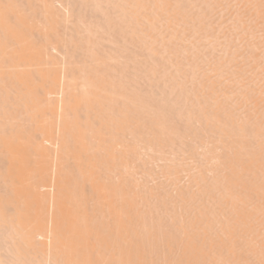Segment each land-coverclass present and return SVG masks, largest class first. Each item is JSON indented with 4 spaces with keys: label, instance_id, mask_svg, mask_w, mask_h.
<instances>
[{
    "label": "bare ground",
    "instance_id": "6f19581e",
    "mask_svg": "<svg viewBox=\"0 0 264 264\" xmlns=\"http://www.w3.org/2000/svg\"><path fill=\"white\" fill-rule=\"evenodd\" d=\"M206 1L0 0V264H264V0Z\"/></svg>",
    "mask_w": 264,
    "mask_h": 264
},
{
    "label": "rangeland",
    "instance_id": "374dc122",
    "mask_svg": "<svg viewBox=\"0 0 264 264\" xmlns=\"http://www.w3.org/2000/svg\"><path fill=\"white\" fill-rule=\"evenodd\" d=\"M90 1H91V0H90ZM186 1H188V0H186ZM194 1L196 2V5H197V4L199 5V3H200L201 1L203 2V0H201V1L199 0V1H198L199 3H197L196 0H189V2H191V3H194ZM204 1H205V3L207 2L206 0H204ZM208 1H209V0H208ZM210 1H211V0H210ZM210 1H209V3H211L212 1L215 2L216 0H212L211 2H210ZM218 1H219V0H218ZM222 1H223V0H222ZM222 1H219V2H222ZM230 1H231V0H229V3H232V2H233V1H232V2H230ZM202 2H201V4H202ZM214 2H213V3H214ZM234 2H236V1H234ZM234 2H233V3H234ZM205 3H203V4H205ZM222 3H223V7H224V6H225V2H222ZM226 3H227V2H226ZM229 3H227V4H229ZM194 4H195V3H194ZM215 4H216V2H215ZM215 4L213 5V6H215V7H214L215 9L212 10L213 12L218 10V9L216 10V5H215ZM235 4H236V3H235ZM207 5H208V4H207ZM209 5H210V6L208 7V9L212 7L211 4H209ZM220 5L222 6V4H220ZM220 5H219L218 2H217V8H218V6L220 7ZM230 5H231V4H230ZM233 5H234V4H233ZM233 5H232V7H233ZM200 6H201V5H200ZM205 6H206V5H205ZM226 6H228V5H226ZM237 6L240 7V5H237ZM194 7H196V6L194 5ZM201 7H202V6H201ZM234 7H236V6H234ZM199 8H200V7L197 6L196 9H197L198 11H197L196 9H194V10H195V12L197 11V12H196V17L201 18L199 14H198L199 16H197V13H198L199 11H201V9L199 10ZM206 8H207V6H206ZM221 8H222V7H221ZM221 8H220V9H221ZM225 8H226V7H224V9H225ZM227 8H228V7H227ZM236 8H238V7H236ZM236 8H235V10H236ZM240 8H241V7H240ZM203 9H205L204 6H203ZM203 9H202V11H204ZM211 9H213V8H211ZM220 9H219L218 11H220ZM229 9L231 10V8H229ZM229 9H228V10H229ZM238 9H239V8H238ZM238 9H237V11H238L239 13H241ZM194 10H192V11H194ZM226 10H227V9H226ZM226 10H225V14H226V12H227L228 14L225 15V14H224V10L221 9V11H220L218 14H217V13H214V15H216V16H213V12L211 11V12H212L211 14H212L213 18H214V17H218V19L220 18V20H219V21H220L219 25L222 26L223 28H225L223 24L227 25V22L229 21V18H226V20L228 19L226 23H224L225 20L222 21V19H224L227 15L232 17L233 15H230V13H231V14H234V12H235V11H233L234 9L231 10V11H233V13L230 12V10H229V11H228V10L226 11ZM241 10H242V9H241ZM202 11H201V13H202ZM208 11H209V10H208ZM218 11H217V12H218ZM237 11H236V12H237ZM190 12H191V10H190ZM205 12H207L206 9H205V11H204L203 13H205ZM209 12H210V11H209ZM209 12H208V13H205V14H209V15H210ZM221 12H222V13H221ZM236 12H235V14H236ZM238 12H237V13H238ZM242 12H243V15L246 16V14H245L246 12L244 13V10H242ZM191 13H192V12H191ZM191 13H190V14H191ZM203 13H202V14H203ZM239 13H238V14H239ZM194 14H195V13H194ZM202 14H201V16H203V17H204V20H205V16H206V15L204 14V15H205V16H204V15H202ZM223 14L225 15L224 18H223V16H224ZM238 14H237V17H239V16L241 15V14H239V15H238ZM192 16H193V15H192ZM228 16H227V17H228ZM196 17H194V19H195ZM203 17H202V18H203ZM210 17H211V16H210ZM221 17H222V19H221ZM237 17H236V18H235V17H234V18L232 17L231 20H230L229 22H232V23H233L232 19H236V20H237ZM240 17H242V15H241ZM202 18H201V20H202ZM207 18H209V17L207 16ZM213 18L211 17V19L213 20L212 25H211L212 29H213V27L215 26V25L213 26V23L215 24V21H214L215 18H214V19H213ZM191 19H193V18L191 17ZM194 19H193V20H194ZM238 19H240V18H238ZM244 19H245V18H244ZM244 19H243V17H242V21H244ZM246 19H247V18H246ZM246 19H245V20H246ZM204 20H203V21H204ZM206 20H207V19H206ZM212 20H210V21H212ZM203 21H202V26H204V25H207V26H208V23H209L210 21L207 20V21H208L207 24H206V23L203 24ZM237 21H238V20H237ZM239 21H241V20H239ZM239 21H238V22H239ZM247 21H248V19H247ZM250 21H252V20L250 19ZM197 22H200V20L198 21V20L196 19V23H197ZM217 22H218V21H217ZM221 22H222L223 24H222ZM229 22H228V23H229ZM234 22H235V20H234ZM232 23H231V24H232ZM246 23H248V22H246ZM249 23H250V22H249ZM253 23H254V22H253ZM161 24H163V23H160V24H159V29H160V25H161ZM182 24H184V23H182ZM210 24H211V22L209 23V25H210ZM221 24H222V25H221ZM235 24L238 25L239 23H236V22H235V23H233L232 26H234ZM242 24H243V22H242ZM242 24H240V25H242ZM180 25H181V23H180ZM186 25H187V24H186ZM186 25H185V27H186ZM216 25H217V23H216ZM219 25H218V26H219ZM237 25H235L234 27H232V26L230 25L231 28H232V29L234 28V29L232 30V29L229 27V28H230V31L232 30L231 32L228 31L229 34H230V33H234V31H235L237 28L240 27V25H239V27H236ZM244 25H247V24H245V22H244ZM244 25H242L241 27L246 28V27H244ZM157 26H158V25H157ZM165 26H166V25H165ZM165 26H164V28H161V29H160V30H162V32H163V29H165ZM181 26L183 27L184 25H181ZM181 26H180V27H181ZM188 26H189V25H188ZM202 26L200 25V27H201L202 29H204L205 27H207V26H205V27H202ZM248 26L254 28L255 25L252 26V22H251V24H248L247 27H248ZM161 27H163V25H161ZM175 27H176V28H174V30L177 29L179 26H178V27L175 26ZM180 27H179V29H180ZM208 27H209V26H208ZM208 27H207V28H208ZM222 27H220V28H222ZM235 27H236V28H235ZM250 27H249V28H250ZM255 27H257V26H255ZM262 27L264 28V26H260V27H258L257 30H256L255 28H254V29L252 28L253 30H251V29H249V30H251V31H253V32L256 30V31H255V33H257V34H256V38H259V36L257 37V35H259V34H260L261 36L264 35V32H263L264 30L262 29ZM223 28H222V29H223ZM243 28H242V29H243ZM260 28L262 29V31H261ZM156 29H158V28L156 27ZM156 29H155V30H156ZM159 29H158V30H159ZM172 29H173V28H172ZM172 29H171V30H172ZM189 29H191V28H187V27H186V29H185V28H184V30L182 29L183 32H181V30H180L179 36H180L181 33H184V31H187V34H189V35L192 36V33H191V34L188 33ZM208 29H210V28H208ZM212 29H211V30H212ZM216 29H218V31H219V32H217V33H221V32H220L221 29H219V27H217ZM153 30H154V29H153ZM158 30H156V31H158ZM160 30H159V31H160ZM168 30H169V28L166 29V31H164V34H166V37L164 36V37H165L164 39H166V42H167V40H168V42H170V41L173 42L171 39H167V38H171V37H169V35L171 34V36H172V34H173L174 39H177L175 35H176V33H177L178 30L175 31L176 33L172 31L173 33H170V34H169V33H166ZM200 30H201V29H200ZM206 30H207V29L205 28L204 32H206ZM213 30L216 31L215 29H213ZM213 30H212V31H213ZM246 30H248V28H247ZM246 30H244V31L248 33L249 30H248V31H246ZM191 31H192V30H191ZM201 31H203V30H201ZM201 31L199 32L200 34L202 33ZM225 31H226V34H227V29H226ZM238 31H239V34H242V36L245 34V36L247 37V39L249 38V37H248L249 34L247 35L244 31H242V30L240 31V29H239ZM169 32H171V31L169 30ZM192 32H193V31H192ZM204 32L202 33V34H203L202 37H203V36L206 37V34H205ZM207 32H210V31L207 30ZM223 32H224V29L222 30V34H223L224 36H226V34H224L225 32H224V33H223ZM235 32H236V31H235ZM240 32H241V33H240ZM242 32H243V33H242ZM249 32H250V31H249ZM262 32H263V33H262ZM155 33H157V32H155ZM158 33H159V32H158ZM185 33H186V32H185ZM194 33H196V32H194ZM194 33H193V34H194ZM197 33H198V32H197ZM211 33H212V32H211ZM214 33H215V32H214ZM250 33H251V32H250ZM255 33H254L252 36H255ZM159 34H161V31H160ZM168 34H169V35H168ZM187 34H186V36H187ZM200 34H199V35H200ZM204 34H205V35H204ZM239 34H238V35H239ZM156 35H157V34H156ZM162 35H163V34H162ZM162 35H161V36H162ZM189 35H188V36H189ZM199 35L197 36V34H194L193 36H196V37L199 38ZM210 35H211V34H210ZM210 35H209V36H210ZM212 35H214V34H212ZM212 35H211V36H212ZM216 35H217V34H216ZM223 35H221V34L218 35V38L220 39L219 41H222V42H221L222 47H223V45H225L224 43H226V41H229L230 44L226 43V44H227V46L225 45L226 47H228V46L231 47V45L233 44L234 47H235V49H237V48L239 47V49L236 50V51H239V50H241L242 48L245 49V46H246V45H243L245 42H242L243 40L241 39V35H239V36H240V39H241V41H240V39H239V42H238L237 34H234V35H236V37H235V36H234V37L237 38L236 41H235V39H233L234 37L231 38L232 34L230 35V37H229V35L227 34L228 39H226L227 37H225V41H224V40H222V36H223ZM161 36L159 35V37H161ZM167 36H168V37H167ZM173 36H172V37H173ZM179 36H178V33H177V37H179ZM181 36H182V34H181ZM181 36H180L178 39H180V42H182V43H184L185 41H187L186 44L188 43V44H187L188 47H187L186 44H185V45H184V46H185L184 48H185V49H189V50H188L189 52H190V48L193 49L192 47H193L195 44H196V45L199 44V42H200L199 39H198L199 42H196V43L193 42L192 40L197 41V40H195V37H194V39H191V38H190V41H189L190 43H189V42H188L189 38H188V40H186V39L183 37V36H185V34L182 36L183 38H182ZM188 36H187V37H188ZM193 36H192V37H193ZM207 36H208V35H207ZM214 36H215V35H214ZM220 36H221V37H220ZM250 36H251V34H250ZM156 37L158 38V36H156ZM189 37H190V36H189ZM202 37H200V38H201L200 40L203 39ZM157 38H156V39H157ZM207 38H208V39H206V40H202L203 42H200V43L203 44L201 47H200V44H199V46L197 45L198 48L200 47L199 50H203V48H204L203 53H204V51L206 50L205 54L208 53L209 51H210L209 53H211L213 50H215L214 52H215L216 54H218V55H220V56H221V54H224V55H225V53H221V52H222V51L224 52V50H226V49L222 48V49H223V50H222L221 47L218 48V45H219L220 42L217 43L218 41L216 42V40H214V41L218 44V45L216 46L218 49H216L215 46H214L215 44H212L214 41H212L211 43L209 42L210 40H213V37H210V38H212V39H210L209 37H207ZM214 38L217 39V37H214ZM242 38H244V36H243ZM254 38H255V37H254ZM254 38H253V39H254ZM263 38H264V36H263ZM160 39H161V38H160ZM162 39H163V38H162ZM174 39H173V40H174ZM183 39H185L184 42H183ZM232 39H233V40H232ZM247 39H244V41L247 40ZM250 39H251V38H250ZM250 39H248V40H250ZM207 40H208V41H207ZM256 40H257V39H256ZM259 40H261V37H260V39H258V41H259ZM263 40H264V39H263ZM164 41H165V40H164ZM174 41H175V40H174ZM191 41H192L193 43H195V44L193 45V43H192ZM205 41H206V42H205ZM234 41H235L236 43H234ZM158 42H159V41H158ZM160 42H161V41H160ZM162 42H163V41H162ZM162 42H161V43H162ZM166 42H164V43H166ZM176 42H178V41H176ZM176 42H173V43H174V44H178V43H179V42H178V43H176ZM204 42H205V43H204ZM240 42H241V44H240ZM252 42H253V41H252ZM256 42H257V41H256ZM263 42H264V41H263ZM161 43H160V46H161ZM206 43H208V44H206ZM231 43H232V44H231ZM246 43H247V44L251 43V40H250L249 43L246 41ZM246 43H245V44H246ZM257 43H258V42H257ZM154 44L156 45V43H154ZM157 44H158V43H157ZM171 44H172V43H171ZM171 44H170V45H171ZM174 44H172V45H174ZM179 44H180V43H179ZM190 44L192 45V47L189 46ZM204 44H205V45H204ZM209 44H210V46H209ZM236 44H240V45L238 46V45H236ZM252 44H254V43H252ZM255 44H256V43H255ZM255 44H254V46H255ZM259 44H261V42H260ZM259 44H256V45H259ZM262 44H263V43H262ZM165 45L168 46L167 49H169V48L171 47V46L169 47V45H167V44H165ZM180 45L183 46V44H180ZM180 45H179V46H180ZM212 45H213V46H212ZM241 45H243L244 47H243V46L240 47ZM163 46H164V44L162 43V46H161V47H163ZM166 46H164V47H166ZM176 46L178 47V45H176ZM176 46L174 45V47H172V48L174 49V51L176 50ZM206 46L208 47V50H207V47H206ZM220 46H221V45H220ZM225 46H224V47H225ZM247 46H248V45H247ZM247 46H246V47H247ZM249 46H250V45H249ZM153 47H154V49H156L155 46H153ZM156 47H159V46L156 45ZM186 47H187V48H186ZM189 47H190V48H189ZM209 47H210V48H209ZM211 47H213V48H215V49L212 50ZM226 47H225V48H226ZM236 47H237V48H236ZM260 47H262V45H259V49H261ZM172 48H171V49H172ZM179 48L182 49L181 47H179ZM179 48H178V49H179ZM240 48H241V49H240ZM248 48H250V47H248ZM253 48H254V47H253ZM255 48H257V49H256V51H257L256 54H258V53H259V51H258V50H259V49H258V46L255 47ZM180 49H179V50H180ZM185 49H184V50H185ZM228 49H229V48H228ZM228 49H227V50H228ZM230 49H232V47H231ZM230 49H229L228 51H227V50H226V51H227V52H230L231 55H232V54L235 55V54H234L235 51L232 52V51L235 50V49H233L232 51H231ZM250 49H251V48H250ZM263 49H264V46L262 47L261 50H263ZM199 50H198V51H199ZM221 50H222V51H221ZM245 50L247 51V52H246V51H245V52L248 54L249 51L247 50V48H246ZM251 50H252V49H251ZM251 50H250V51H251ZM176 51H177V50H176ZM181 51H183V50H180V52H179V51H178V52L181 54V53H182ZM188 51H187V54H188ZM194 51L198 54V57H199L200 53L202 52V51H200V52L198 53L196 46L194 47V49H193L192 52H194ZM219 51H220V54H219ZM241 51H242V50H241ZM241 51H239V52H237V53H240ZM263 51H264V50H263ZM163 52H164V51H163ZM185 52H186V51H185ZM185 52H183V53H185ZM231 52H232V53H231ZM245 52H244V50H243V53H245ZM251 52H252V51H251ZM253 52H255V51H253ZM164 53H165V52H164ZM179 53H178V54H179ZM203 53H202V54H203ZM209 53H208V54H209ZM212 53H213V52H212ZM235 53H236V52H235ZM246 53H245V54H246ZM178 54H177V59L180 58V57H179L180 55H178ZM185 54H186V53H185ZM191 54H192V53H190V55H191ZM197 54H194V53H193L192 55L197 56ZM202 54H201V55H202ZM213 54H214V53H213ZM227 54H228V53H226V55L223 57V59H224L225 57H227ZM230 54H229V55H230ZM240 54H242V52H241ZM245 54H243V56H244ZM247 54H246V56H247ZM249 54H250V53H249ZM260 54H262V51H261L258 55H260ZM203 55H204V54H203ZM206 55H207V54H206ZM209 55H210V54H209ZM209 55L207 56L208 58L212 56V55H211V56H209ZM214 55H215V54H214ZM214 55H213V58L215 57ZM218 55H217V58H219ZM233 55L231 56V58H233V57L236 56V55H235V56H233ZM251 55H253V53H251ZM181 56H182V55H181ZM222 56H223V55H222ZM222 56H221V58H222ZM238 56H239V55L236 56L237 59H238V61H240V60H241V61L244 60V59H240V60H239V57H240L241 55H240L239 57H238ZM243 56H242V57H243ZM263 56H264V55H263ZM140 57H141V56H139V57L137 56V59L140 58ZM178 57H179V58H178ZM192 57H193V56H192ZM198 57H194L193 59H191V61H194L195 58H198ZM200 57H201V56H200ZM202 57H203V56H202ZM202 57H201L200 59H202ZM207 57H206V59L203 57V58L205 59V61L201 60V61H200V64H201V63L204 64L205 62H206L205 64H207V63H208V64H207L206 66H205V65H203V66H200V65H199V66L202 67V68L205 66V69H206V70H207L206 67H208L209 63L214 62V60H215V58H214V59L212 58V59H211L212 61H211L210 59H207ZM229 57H230V56H229ZM242 57H240V58H242ZM244 57H245V56H244ZM247 57H248V56H247ZM250 57H251V56H250ZM251 58H253V57H251ZM254 58H255V57H254ZM261 58H262L263 61H264V58L261 56V57L259 58V59H260V60H259L260 64H261V62H262V61H261V60H262ZM175 59H176V58H175ZM177 59H176L175 61H177ZM200 59H198V61H197V60H195V61L199 63V60H200ZM225 59H227V58H225ZM225 59H224V60H225ZM247 59H248V58H247ZM249 59H250V58H249ZM183 60H184V59H183ZM183 60H182V61H183ZM207 60H209V62H207ZM245 60H246V59H245ZM254 60H255V59H253V60H251V61L253 62ZM136 61H137V60H136ZM179 61H181V60H179ZM182 61H181V62H182ZM189 61H190V58H189ZM191 61H190V64H189V65H190L191 67L193 66V67H192V69H193L194 66H195V64H194V62H191ZM210 61H211V62H210ZM196 62H195V63H196ZM242 62H243V61H242ZM257 62H258V61H256L255 63L253 62L252 64L255 65ZM177 63H180V62H177ZM183 63H185V61H184ZM192 63H193V65H192ZM198 63H197V64H198ZM244 63H245V62H244ZM246 63H247V62H246ZM246 63H245V64H246ZM249 63H250V60H248V63H247V64H249ZM181 64H182V63H180L179 68H180V67H183ZM197 64H196V65H197ZM252 64H250V66H251ZM257 64H258V63H257ZM184 65H185V64H184ZM190 66H188L189 69L187 68L188 71L191 69ZM250 66H249V68H251L250 70H253V69H252L253 67H250ZM258 66H259V67H258V69H259L261 65H258ZM186 67H187V65H186ZM200 67H199L200 71H201V70L204 71V68L201 69ZM244 67H245V66H244ZM254 67H255V66H254ZM256 67H257V66H256ZM256 67H255V68H256ZM263 67H264V66H263ZM184 68H185V67H184ZM184 68H183V69H184ZM196 68H197L196 70H198V67H197V66H196ZM245 68H247V66H246ZM185 69H186V68H185ZM180 70H181V68H180ZM180 70H176L177 72L174 71V75H176V74L178 75V74L180 73ZM193 70L195 71V69H193ZM246 70H247V69H246ZM254 70H255V69H254ZM261 70H262V68L258 71V73L253 72V73H255V75H253V76L256 77V74L258 75L259 72H261ZM190 71L192 72V70H190ZM190 71H189V72H190ZM248 71H249V70H248ZM255 71H257V70H255ZM181 72H182V71H181ZM262 72H264V69H263ZM262 72H261V73H262ZM187 73H188V72H187ZM187 73H186V74H187ZM201 73H202V72H201ZM248 73H249V72H248ZM251 73H252V72H251ZM261 73H260V74H261ZM184 74H185V73H184ZM184 74H183L182 76H183V77H184V76H187V77H184L185 79H184L183 77H180V78H181V79L183 78L182 80L184 81V83L187 84L186 86L189 87V85L192 83L191 81L193 80V79H192L193 77L191 78V77H190V74H189V77L192 79V80H189V81L191 82V83H190V82H188V79H189V78H188V74H187V75H184ZM194 74H195V72H194ZM194 74L192 73V76H193ZM260 74H259V75H260ZM262 74H263V73H262ZM262 74H261V75H262ZM177 75H176V76H177ZM196 75H197V74H196ZM248 75H249V74H248ZM263 75H264V74H263ZM164 76H165V75H164ZM257 77H258V76H257ZM257 77H256V78H257ZM151 78H152V77H151ZM154 78H155V77H154ZM154 78H152L151 80L153 81ZM176 78H177V77H176ZM180 78H179V80H180ZM261 78H263V76H262ZM261 78L258 77L257 79H259V80H257V79H256V80L259 82V81L261 80ZM136 79H138V78H136ZM144 79H146V78H144ZM155 79H156V78H155ZM177 79H178V78H177ZM186 79H187V81H185ZM263 79H264V78H263ZM147 80H148V77H147ZM160 80H161V79H160ZM154 81H157V79L154 80ZM254 81H255V80H254ZM254 81H252V82H254ZM263 81H264V80H263ZM263 81H262V82H263ZM137 82H139V81H137ZM137 82H136V85H137ZM158 83H159V82H158ZM184 83H182L183 86L185 85ZM188 83H189V84H188ZM255 83H256V85H259L260 82H259V83L254 82L253 84H255ZM263 83H264V82H263ZM138 84H139V83H138ZM159 84H160V83H159ZM248 84H251V86L255 87V85H253L252 83H248ZM261 84H262V83H261ZM144 85H145V84H142V83L140 84V86L145 87ZM236 85H237V87H239L238 84L235 82L233 86H236ZM262 85H263V84H262ZM138 86H139V85H138ZM159 86L161 87V84H160ZM180 86H182V85L180 84ZM248 86H250V85H248ZM259 86H260V85H259ZM263 86H264V85H263ZM184 87H185V86H184ZM256 87H257V86H256ZM256 87H255L254 89H257V88H258V87H257V88H256ZM260 87H261V86H260ZM137 88H139V87H137ZM137 88H136V89H137ZM146 88H147V89H146ZM146 88H145V89L148 90V87H146ZM239 88H240V87H239ZM249 88H252V87H249ZM262 88H264V87H262ZM143 89H144V88H143ZM166 89H167V88H163L164 94H165L166 92H167V94H169V93H168V90H170V89L168 88V90L165 92ZM176 90H177V89H176ZM176 90H175V91H172V92H176V93L174 94L173 97H175L176 94H177V91H176ZM239 90H240V89H239ZM136 91H137V90H136ZM148 92H149V91H148ZM170 94L173 95V93H170ZM170 94H169V95H170ZM171 95H170V97H171ZM233 101H234V99H233ZM229 102H230V101H229ZM230 103H231V105H234L235 102L232 103V101H231ZM235 105H236V104H235ZM235 105H234V107H235ZM236 108H237V107H236Z\"/></svg>",
    "mask_w": 264,
    "mask_h": 264
}]
</instances>
